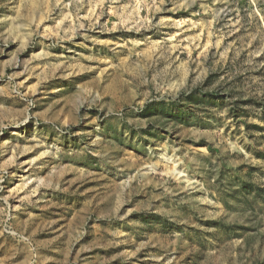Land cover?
<instances>
[{
  "label": "rangeland",
  "instance_id": "1",
  "mask_svg": "<svg viewBox=\"0 0 264 264\" xmlns=\"http://www.w3.org/2000/svg\"><path fill=\"white\" fill-rule=\"evenodd\" d=\"M257 186L264 0H0V264H264Z\"/></svg>",
  "mask_w": 264,
  "mask_h": 264
},
{
  "label": "trees",
  "instance_id": "2",
  "mask_svg": "<svg viewBox=\"0 0 264 264\" xmlns=\"http://www.w3.org/2000/svg\"><path fill=\"white\" fill-rule=\"evenodd\" d=\"M250 186L249 183L245 182L242 184V188L244 190H247ZM256 191H255V195L256 198L260 199L263 203H264V188H260V187H255Z\"/></svg>",
  "mask_w": 264,
  "mask_h": 264
}]
</instances>
